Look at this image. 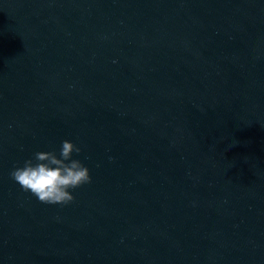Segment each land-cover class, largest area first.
Wrapping results in <instances>:
<instances>
[{"label": "clouds", "instance_id": "clouds-1", "mask_svg": "<svg viewBox=\"0 0 264 264\" xmlns=\"http://www.w3.org/2000/svg\"><path fill=\"white\" fill-rule=\"evenodd\" d=\"M81 149L69 140L61 142L59 157L54 151L36 152L22 167H15L11 178L23 191L30 192L39 202L68 205L75 199L70 190L91 183L90 170L73 153Z\"/></svg>", "mask_w": 264, "mask_h": 264}]
</instances>
